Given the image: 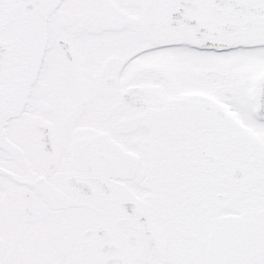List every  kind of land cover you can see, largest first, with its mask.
<instances>
[{
  "label": "snow or ice",
  "instance_id": "1",
  "mask_svg": "<svg viewBox=\"0 0 264 264\" xmlns=\"http://www.w3.org/2000/svg\"><path fill=\"white\" fill-rule=\"evenodd\" d=\"M0 264H264V0H0Z\"/></svg>",
  "mask_w": 264,
  "mask_h": 264
}]
</instances>
